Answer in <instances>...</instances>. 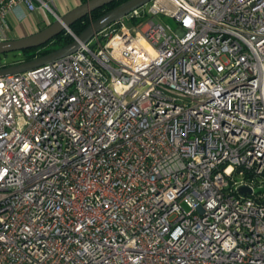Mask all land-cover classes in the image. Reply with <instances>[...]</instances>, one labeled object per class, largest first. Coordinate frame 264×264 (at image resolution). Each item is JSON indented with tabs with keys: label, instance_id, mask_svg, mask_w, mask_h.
<instances>
[{
	"label": "built area",
	"instance_id": "2783aa9c",
	"mask_svg": "<svg viewBox=\"0 0 264 264\" xmlns=\"http://www.w3.org/2000/svg\"><path fill=\"white\" fill-rule=\"evenodd\" d=\"M55 1L0 0V41ZM0 264H264V0H151L1 76Z\"/></svg>",
	"mask_w": 264,
	"mask_h": 264
},
{
	"label": "water",
	"instance_id": "95a60500",
	"mask_svg": "<svg viewBox=\"0 0 264 264\" xmlns=\"http://www.w3.org/2000/svg\"><path fill=\"white\" fill-rule=\"evenodd\" d=\"M114 1L116 0H85L64 13H61L51 23L36 32L22 37L0 41V55L41 46L56 37L63 30L69 31L70 25L80 18ZM149 1L151 0H125L92 20L79 34L73 36V40L70 43L31 60L16 64H1L0 77L23 73L75 52L81 44L89 41L96 32L124 17L134 9L144 6ZM238 191L240 193L251 192L247 187H241Z\"/></svg>",
	"mask_w": 264,
	"mask_h": 264
},
{
	"label": "trees",
	"instance_id": "16d2710c",
	"mask_svg": "<svg viewBox=\"0 0 264 264\" xmlns=\"http://www.w3.org/2000/svg\"><path fill=\"white\" fill-rule=\"evenodd\" d=\"M124 1L125 0H116L110 3L109 5H105L99 9H96L90 12L89 14L85 15L84 17L80 18L79 20L71 24L69 31L63 30L56 37H54L53 39H51L50 41L46 42L45 44L41 46L19 51L20 57L15 59L13 62L7 63V64H16V63H20L23 61L34 59L58 47H61V46H64L70 43L73 40V35L79 34L92 20H94L96 17L100 16L107 10L111 9L112 7Z\"/></svg>",
	"mask_w": 264,
	"mask_h": 264
},
{
	"label": "crops",
	"instance_id": "0c3cea01",
	"mask_svg": "<svg viewBox=\"0 0 264 264\" xmlns=\"http://www.w3.org/2000/svg\"><path fill=\"white\" fill-rule=\"evenodd\" d=\"M78 1L79 0H56L55 7L59 14L64 13L76 6ZM22 14H25V16L23 18H19L18 16ZM44 18L45 16L43 12L39 13L38 11L28 13L22 9L16 13L10 12L8 15V22L11 27L9 39L22 37L41 29L42 25L45 26Z\"/></svg>",
	"mask_w": 264,
	"mask_h": 264
},
{
	"label": "rangeland",
	"instance_id": "374dc122",
	"mask_svg": "<svg viewBox=\"0 0 264 264\" xmlns=\"http://www.w3.org/2000/svg\"><path fill=\"white\" fill-rule=\"evenodd\" d=\"M85 0H79L78 1V4L84 2ZM37 11L39 13L43 12L44 15L47 16V19L49 20V22H52L55 17L52 16L47 10H40V9H37ZM59 14V13H58ZM41 15V14H40ZM61 15V13L59 14ZM158 17H162L160 19H162L164 21V23H166L167 25H169L170 27L172 28H175L176 24L174 22V20L172 18H169V17H165V16H162V15H159ZM44 25L41 26V28L43 27ZM19 56V51H13V52H9L7 54H2L0 55V64H7V63H11L13 62L15 59H17ZM235 178L237 180H240L242 179L243 177L239 174H236L235 175ZM182 206L188 210L190 207L189 205L186 203V202H182Z\"/></svg>",
	"mask_w": 264,
	"mask_h": 264
}]
</instances>
